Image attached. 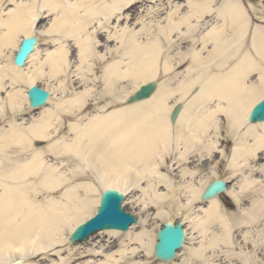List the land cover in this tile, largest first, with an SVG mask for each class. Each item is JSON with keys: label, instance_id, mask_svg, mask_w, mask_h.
Returning a JSON list of instances; mask_svg holds the SVG:
<instances>
[{"label": "bare ground", "instance_id": "bare-ground-1", "mask_svg": "<svg viewBox=\"0 0 264 264\" xmlns=\"http://www.w3.org/2000/svg\"><path fill=\"white\" fill-rule=\"evenodd\" d=\"M149 1L139 0L130 8L131 0H79L67 2L66 8H62L56 0H45L38 8L34 0L15 15L9 13L8 21L2 22L6 31L0 34V120H3L0 130V264H16L17 261L11 262L15 256L24 257L26 253L33 254L28 264L38 258L49 263L47 252L64 245L69 248L71 259L77 255L79 261L88 257L92 259L80 264H177V259L166 263L153 255L156 235L154 237L155 232L150 233L146 228L152 221L150 208L160 203L169 207L177 203L171 213L161 210L157 217L164 220L172 215L189 219L194 204L201 201L213 178L220 179L218 167L203 169L210 159L211 164L215 162L219 154L226 157L220 140L234 142L227 163V178L222 180L227 182L236 178L237 182L228 187L226 196L240 206L246 190L258 187L259 180L254 178L256 174H252V168L251 176L241 178V181L238 173L243 172V166H249L250 159L264 160V122H248L253 107L246 119L237 113L238 102L244 96L243 89L251 82L250 77L248 80L244 77L250 69L259 70L264 66V0H185L183 6H175L164 20L158 21L152 18L161 16L159 10L152 8L141 15L142 6L155 2ZM254 1L257 3L253 4ZM47 5H53L56 17L42 34L53 41L54 49L47 50L45 59H38V64L34 65L32 61L39 55L41 36L36 24L41 14L33 22V27L28 26L27 16ZM124 11L128 13L124 16L128 17L126 24L133 21L131 25L136 22L134 16L140 14L137 21H140L141 28L136 31L126 26L120 33L114 31L112 39L124 48L104 64V79L105 87L113 96L121 81L136 78L132 88L116 97L129 113H99L85 119L81 114L94 106L91 93H74L59 101L56 99L58 87L52 89L50 83L57 81L63 85L66 82L62 75L70 71V38L78 47L80 66L77 68L82 73L81 66L84 65L86 71L95 76V60L105 59L96 46V39L102 35L99 30L118 24L124 18ZM147 17L152 19L148 26ZM22 33L24 38L38 36V46L26 67H16L13 55L7 65L3 64L4 50L10 49L9 54L17 51ZM143 33L150 38L144 41ZM184 67L185 71L177 72ZM162 75L171 78L169 82L159 83L158 77ZM45 77L49 80L48 85L42 88L50 93L48 106L37 115L26 118L23 114L30 110L27 92ZM152 81L156 82L157 90L151 98L127 105V99L140 86ZM69 83L74 85L72 78ZM22 86L28 89L24 91L20 88ZM246 102L250 103V100ZM110 104L114 101L111 100ZM178 105H181L180 113L173 123L170 116ZM6 107L12 111L8 119H4ZM67 116L72 118L71 134L61 136ZM222 121L226 136L221 135ZM130 122L138 128L135 135L129 133ZM40 142H49L46 150L34 148ZM194 153H197L193 156L197 159L195 165L190 161ZM173 154L179 162L171 169L167 166L168 174H165L166 158H172ZM51 157L61 160L75 158L76 162L83 164L84 170L97 172L99 179L73 182L79 176L76 169L81 166L68 175L60 168L65 161L56 165ZM262 169L260 166L255 172L263 175ZM178 170L176 175L172 174ZM144 179L148 182L144 189L141 188L142 197L147 198L138 197L135 201L127 197L125 200V206L132 204L133 214L139 219L129 232L103 231L92 236L86 244L69 243L72 232L94 216L98 209L102 192L96 200L90 199L92 195L111 189L127 196L125 190L140 188ZM260 190L264 194V188ZM57 192H60L58 197L54 196ZM42 193L45 196L38 198ZM259 197L254 200L252 209L247 204L238 224L252 226L264 218V199ZM205 204L211 209L206 211L207 224L205 220L200 223V232L207 231L209 221L217 215L229 240L234 225L218 211L221 209L219 199L214 198ZM137 228H141L139 233H134ZM66 232L67 237L64 236ZM186 233L188 238L187 229ZM113 238H124L118 241L115 251L112 250L113 242L110 243ZM96 239L102 240L97 243ZM221 243L232 245L221 238L206 247L219 248ZM21 246L26 249L24 252L12 250ZM108 248L110 250L106 252ZM77 249L81 252L75 255L73 252ZM142 250L153 258V262L141 255ZM232 256L238 257L237 251ZM99 257L103 260L95 261ZM250 258L246 255L241 261L250 264ZM185 264H190L188 259Z\"/></svg>", "mask_w": 264, "mask_h": 264}, {"label": "rangeland", "instance_id": "rangeland-1", "mask_svg": "<svg viewBox=\"0 0 264 264\" xmlns=\"http://www.w3.org/2000/svg\"><path fill=\"white\" fill-rule=\"evenodd\" d=\"M34 0H0V34L6 31V25H1L2 22H6L8 21V14L12 12L13 15L16 14V12L21 11L22 7H26L29 6L30 4L33 3ZM36 2L34 3L38 8L41 7V5L44 3L45 0H35ZM57 2H59L62 6V8H66V3L67 2H75V1H79V0H56ZM148 1V0H145ZM152 1V0H151ZM149 1V2H151ZM185 0H155V2H153L152 4H145V6H142L143 12L141 13V15H145L146 11L151 10L152 8L154 10H159L161 16H157V18H152L154 20H164V18L173 10V8L177 5H184ZM253 4L257 3L256 1L252 2ZM141 5V4H140ZM141 7V6H138ZM185 9V8H183ZM40 11V19L36 24V28L39 31V37H40V46H39V55L36 56V58L33 59L32 63L38 64V59H45L46 55H47V50L51 51L54 48V43L53 41H50L48 39L47 36H45L46 34H42V31L48 29L52 23L54 22V19L56 17V12L53 11V5H47L45 8L43 9H39ZM185 10H183L184 12ZM127 11H124V16H126ZM157 14V15H158ZM139 15H135V19L136 22L134 25L133 21L132 23H128L126 24V20L128 19V17H124L122 20H120V22H118V24H113L110 26H108L105 29H100L99 32H102V35L98 36V38L96 39V46L98 47V51L99 53H101L105 59L102 60H95V73L96 75L94 76L93 74H89L86 69L85 66H81V68L83 69V72L81 73L79 71V69L77 68L79 65V59H78V47L75 45V43L73 42V39H68L70 40V45L72 46L71 49V53L69 55V60L71 62V66H70V71L67 72L66 74L62 75V80H66L65 84L60 85L59 82L54 81L53 83H50L49 85L53 88L58 87V90L56 91V95L59 101L60 98L61 100H63L64 98H68L69 95H72L74 93H85V92H90L91 93V100H92V104H94V106H91L88 110H85V112L83 114H81V117L84 116V118L86 119V116L90 117L91 115H97L99 113H103V114H110L111 112H127L129 111L128 109L124 108L125 106L122 105V103L120 102V98H116L117 96H122L124 95L125 91H127V89L132 88V82L134 81V79L136 78H128L125 79L123 81H121L119 83V85L117 86L118 88L115 90L114 95L112 96L111 94H109L108 89L105 87V79H104V64H106L107 60H111L112 57L115 58L116 52H121L122 49L124 48V46L120 47V43L115 42L112 39L113 33L114 31H117V33L121 32V29L123 27L129 26L131 29H135L136 31H138L141 28L140 25V21H137V18ZM130 18V17H129ZM132 19V18H130ZM150 18L147 17L146 19V25L148 26V23L150 20H152ZM114 20V18H113ZM117 21V20H116ZM151 23H149L150 25ZM21 31H19L18 33H20ZM100 34V33H99ZM23 35V33L21 34V36ZM24 37H21V40ZM142 38L144 41H146L147 39H149V35L143 33ZM42 39V40H41ZM118 43V44H117ZM52 47V48H51ZM51 48V49H50ZM108 49V50H106ZM113 52V53H112ZM177 52V51H176ZM175 52V53H176ZM10 53V49H5L4 50V56L1 58V62L5 65H7L9 63V58L11 57V55H13L15 52ZM174 53V52H173ZM33 65H31L32 67ZM34 68V67H33ZM32 68V69H33ZM185 67L181 68L180 70H178L177 72L182 73L183 71H185ZM171 76H174L171 75ZM69 78H72V80L74 81V85H71L69 83ZM171 78H169L168 76H164L162 75L161 77H158V81L159 83H167L169 82ZM46 80V81H45ZM71 80V79H70ZM48 78L45 77L44 81L41 82L39 84L40 87H45L47 88L46 85H48L47 83ZM22 90L26 91L28 88L25 86L20 87ZM4 97H6V94H4ZM89 99V100H90ZM94 100V101H93ZM113 100L114 104H110V101ZM57 101V100H56ZM58 102V101H57ZM98 104V105H97ZM41 110V109H40ZM35 110V111H25V113L23 114L24 117H28L29 115H33V114H38V112L40 111ZM132 111V110H131ZM129 113V112H127ZM130 113H134V112H130ZM4 119H8V117L12 114V111H10L9 107H6L4 109ZM135 114V113H134ZM128 115H132V114H128ZM224 116V115H223ZM78 119V117H77ZM76 119V120H77ZM74 120V121H76ZM226 117L224 116V124H226L227 126V121ZM73 121V122H74ZM86 121V120H85ZM84 121V122H85ZM223 121H222V130H221V135L222 136H226V129H225V125H223ZM229 123V122H228ZM3 120H0V130L1 127L3 126ZM72 124V118L67 116L64 121H63V126L61 128V130H63L61 136L63 134H71L69 132L70 128L69 126ZM129 133L132 135H135L138 133V128H136L135 126H133L130 122V128H129ZM49 142H40L38 143V145L36 144L34 146V148H38V149H43L46 150L47 146ZM226 143V146H225ZM220 145H224L225 149V153H226V157L222 156L221 154L218 155V158H216V161L211 164L212 160L210 159L208 162H206V164L203 166L204 170H209V168L213 167V168H217V174H218V178L222 179V178H227V172H228V166L227 163H229V160L231 159L232 156V148L234 145L233 140H225V141H221L220 140ZM197 153H194L190 156V161L192 160L193 165H195L196 163L194 162L195 160H197L196 158H194L193 156H195ZM224 155V154H223ZM50 156V155H49ZM222 156V157H221ZM20 158V157H19ZM53 162L56 163V165L58 163L61 164L60 161H65L64 163H62V165H60V168L62 169V171H65L68 175H71V170H75V168L77 166H81L80 168L76 169V172L79 173V176L75 179L72 180L73 182L76 181V183L78 182H82L83 180H88L91 179L93 180V178H98L99 179V174L97 172H92L91 170H84L83 169V164H79L78 162H76L77 160L75 158H73L72 160H67L66 158H63V160L61 159H56L54 157H51ZM50 159V158H48ZM261 159V158H260ZM51 160V159H50ZM213 160H215V158H213ZM179 162V158H175V154H173L172 158L167 157L166 158V167H164L163 172L165 174H168V170H167V166L171 169L172 165L174 163ZM229 165V164H228ZM248 167L243 166V169L241 173H238L239 176V180L241 181V178H249L251 176V170L250 168H252L253 171V175H255L254 178L258 179L259 181L257 182V188L255 190H251L248 189L246 190L245 193V197L244 199H242V202L240 204V206H238L236 204V202H234L230 197L228 196H224L222 195L219 199V206L221 209H218V211L222 214V216L232 225H234L233 229H231V234L229 237V240H227L226 236H225V231L226 229L222 226V221L220 220V218H218L217 215H213V217L211 218L210 222V226L209 229L205 232H200L202 229V226L200 225L202 220L206 221L207 224V213L206 211H209L211 208L208 207L207 204L199 202V203H195L194 204V211L189 215L190 218L187 219L186 217L183 216H172L169 219H164V220H160L157 217V214L159 213V211L164 210L165 212H172L173 211V207L177 206V203H175L173 206L169 207L168 204L165 203H160L159 205L156 206H152L150 208V215H151V222H149L146 226V228L148 229V231H150V233L155 232L154 237L157 233V231L159 230V228H162V226L169 220H173L174 222H182L184 224V228L185 230H188V238H186L183 249L179 252L178 257H176L177 259V264H185V260L188 259L190 264H243L242 263V259L241 258H245L246 255L251 256L250 258V264H260L261 260H264V218H261V220L255 222L251 225H240L238 224V222H240V216H244L243 210L246 209V206L248 204V206H250V209H252V204L254 202V200L256 198H260L259 195L261 197H263L264 199V194L262 192H260V188L263 189L264 188V174L262 175V173L259 172H255V170H258V167L263 166L264 170V160H253L250 159V161L248 162ZM163 167V166H162ZM60 169V170H61ZM178 171L172 172V174L176 175ZM135 172L132 171L131 172V176L134 177ZM151 181H154L153 178H150ZM216 180L215 178H213V181ZM238 180V181H239ZM243 181V180H242ZM263 181V184H261V182ZM147 182L145 179L141 182V187L138 189H128L125 190V193L127 194V197H129L130 199H135V201H137L138 197H142V189H144L147 186ZM227 182H229V186L233 187V185L237 182L236 178L233 179H228ZM99 187V185H97ZM63 190H61L60 192H62ZM60 192H57L56 197L60 196ZM103 192L102 190L97 193L96 195H92L90 197V199H98L100 193ZM45 196V193L40 194L38 196V198H43ZM147 198L145 197H142ZM156 203H158L157 200H155ZM171 204V203H170ZM155 205V204H153ZM125 206V204H124ZM158 206V207H157ZM125 210L127 212L130 213H134L135 209L133 208L132 204H129L127 206L124 207ZM135 208H137V205L135 206ZM137 213H139V211H137ZM221 216V217H222ZM145 217V216H144ZM138 223H139V219L137 218ZM134 227V226H132ZM141 228H137L134 229V233H139ZM64 236H68V232H66V234ZM224 239L225 241H230L232 243V245H225L223 243H221L222 245L218 248H208L206 247L211 241H213L214 243L218 240V239ZM64 239V238H63ZM122 239L124 238H113L110 239V243L114 244L113 245V251L116 250L115 246H118L119 243L118 241H122ZM100 240L102 239H96V242H100ZM106 241L108 239H105ZM261 240V241H260ZM147 241V239H146ZM256 241H260V244H256L259 246H256L255 243ZM101 244H103V242H101ZM69 248L64 245V246H60L59 248H57L56 250H51L50 252H47V255H49V257L47 258L48 262H41L39 261L41 258L36 259L35 261L37 262H33L37 263V264H60L61 260L64 259V262L61 264H80L83 262L88 261L89 259L92 260L90 257L85 258L81 261L77 260L79 259L78 257V252H81L80 249L75 250L73 253L76 256V258L71 259V254L68 250ZM88 249V248H86ZM110 248L106 249V252H109ZM237 251L238 253V257H234L232 256V254ZM105 252V253H106ZM142 252V256L145 255V257H148L145 253L144 250L141 251ZM100 255V254H99ZM101 256V255H100ZM33 257V254H25L24 257H19L18 255L15 256V259L11 262H16V261H20V262H24L25 264H28L31 260V258ZM150 259V261L153 262V258L151 259V257H148ZM238 258V259H236ZM99 260H103L101 259V257L95 259V261H99ZM127 264V263H126ZM157 264V263H154Z\"/></svg>", "mask_w": 264, "mask_h": 264}, {"label": "water", "instance_id": "water-1", "mask_svg": "<svg viewBox=\"0 0 264 264\" xmlns=\"http://www.w3.org/2000/svg\"><path fill=\"white\" fill-rule=\"evenodd\" d=\"M36 44V38L24 40L20 51L16 58V64L22 66L24 60L28 54L33 50ZM156 90V83L150 82L149 84L142 86L140 90L130 98L129 104L145 100L152 96ZM30 107L40 108L46 104V100L49 97L47 92L37 88L36 86L31 88L28 92ZM181 107H178L172 115V121L174 122L180 112ZM264 112H261L258 107H255L250 116L249 122H263ZM226 188V184L223 181H216L212 183L206 190L202 200L206 201L215 198L218 194H221ZM124 200V196L116 190H107L102 195L101 206L99 208L98 215L90 220L87 224L80 226L71 237V243L75 244L80 241H87L88 236L99 230H120L123 232L128 231L130 224L136 223L132 216L126 214L121 204ZM115 208V212L101 213V208ZM158 243L155 246V256L164 262H171L175 256L176 251L179 250L184 241V231L182 229V223H178L175 227L174 224L168 223L164 228L158 232Z\"/></svg>", "mask_w": 264, "mask_h": 264}, {"label": "snow or ice", "instance_id": "snow-or-ice-1", "mask_svg": "<svg viewBox=\"0 0 264 264\" xmlns=\"http://www.w3.org/2000/svg\"><path fill=\"white\" fill-rule=\"evenodd\" d=\"M139 0H131V4L129 7L131 8L133 5L137 4ZM40 15L39 9L36 11L35 14H29L27 16V24L30 27L35 26L34 21L37 20V17ZM249 77L251 78V82L248 83L244 89V96L240 98L238 102V115L244 119L247 118L249 114V109L252 107H258L261 112H264V66H262L259 70L253 68L248 71L246 76L244 77L245 80H248ZM250 100V103L246 101ZM115 208H101V213L107 212H115ZM16 252H24L26 249L21 247H16L12 249ZM16 264H20V261H17ZM260 264H264V260L260 261Z\"/></svg>", "mask_w": 264, "mask_h": 264}]
</instances>
